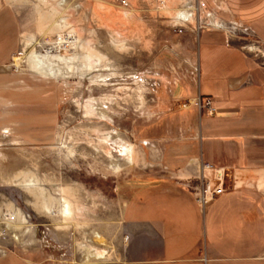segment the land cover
I'll return each instance as SVG.
<instances>
[{"label":"rangeland","instance_id":"374dc122","mask_svg":"<svg viewBox=\"0 0 264 264\" xmlns=\"http://www.w3.org/2000/svg\"><path fill=\"white\" fill-rule=\"evenodd\" d=\"M165 1L0 0L18 31L0 63V254L21 264H121L125 201L143 179L168 176L164 149H183L198 125L182 91L202 30L179 34L180 1ZM229 40L264 67L253 33ZM33 58L91 72L47 77ZM118 139L133 146L135 164ZM224 175L227 188L241 181Z\"/></svg>","mask_w":264,"mask_h":264},{"label":"crops","instance_id":"0c3cea01","mask_svg":"<svg viewBox=\"0 0 264 264\" xmlns=\"http://www.w3.org/2000/svg\"><path fill=\"white\" fill-rule=\"evenodd\" d=\"M204 1L264 43V0ZM5 12L0 7V63L17 47V25ZM197 36L182 94L198 125L183 149H164L168 176L143 179L125 201L121 264H264V67L221 31ZM210 169L241 181L203 209L195 190ZM0 264L21 263L1 253Z\"/></svg>","mask_w":264,"mask_h":264},{"label":"built area","instance_id":"2783aa9c","mask_svg":"<svg viewBox=\"0 0 264 264\" xmlns=\"http://www.w3.org/2000/svg\"><path fill=\"white\" fill-rule=\"evenodd\" d=\"M178 9L176 12L178 14L176 22V28L179 34H183L185 31L198 32L200 30H210V31H221L227 35L229 39L230 35L249 36L252 35V31L237 22H226L224 19L220 18L214 12H212L204 0H179ZM167 1L162 0L163 7L166 6ZM174 3V2H173ZM126 5V1H123ZM175 12V11H174ZM196 18V22L193 23L189 19L191 17ZM206 105L210 107L211 102L207 101ZM224 170H212L208 173L203 174V181L205 182L202 189L195 190V196L198 204L205 209L210 205L218 196L223 194L226 187V180L224 175ZM17 219V215L9 214L6 217L8 223H14Z\"/></svg>","mask_w":264,"mask_h":264},{"label":"bare ground","instance_id":"6f19581e","mask_svg":"<svg viewBox=\"0 0 264 264\" xmlns=\"http://www.w3.org/2000/svg\"><path fill=\"white\" fill-rule=\"evenodd\" d=\"M189 20L191 22H193V23L196 22V18H194V16L191 17ZM250 50L252 51V49H250ZM70 62L71 61L65 62L66 67H68L67 71L61 72L60 70H55L51 65L48 64V62L39 61V60L34 59V58L31 59V64H32L33 68L38 72V74L40 73L41 75L47 76V77H53L54 78L55 76H63L64 78H68V77H71V76H75L77 74L84 75L87 72H91V67H88V66H84L83 68H80V69H73L72 66H70V64H71ZM90 110H91V107H90ZM109 138H110V136H109ZM116 142H118L119 144H121L122 146L125 147V152L128 153L127 154L128 162H130L132 164H135V156H134V148H133V146H131V145L127 146V144L123 140H119V141H116ZM109 155H110L109 157L111 158V154H109ZM20 185H22L23 187H27L31 191H33V189H36L35 187H33V185H30V184L21 183ZM34 191L36 192V190H34ZM35 192H34V194H35ZM40 206H42V205H40ZM42 208L46 212H50V209H47L45 206H42ZM65 215H66V211H65ZM23 221H24V219H23ZM101 254H103V253H101ZM105 254H106V252H104V255ZM104 255H98V259H103Z\"/></svg>","mask_w":264,"mask_h":264}]
</instances>
